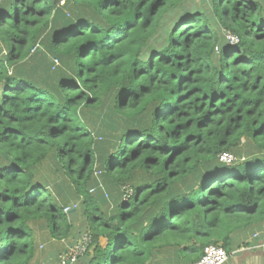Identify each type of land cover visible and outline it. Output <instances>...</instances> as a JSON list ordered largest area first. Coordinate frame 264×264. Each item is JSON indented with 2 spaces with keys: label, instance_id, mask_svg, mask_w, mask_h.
Returning <instances> with one entry per match:
<instances>
[{
  "label": "trees",
  "instance_id": "obj_1",
  "mask_svg": "<svg viewBox=\"0 0 264 264\" xmlns=\"http://www.w3.org/2000/svg\"><path fill=\"white\" fill-rule=\"evenodd\" d=\"M72 214L75 264L264 230V0H0V264H43Z\"/></svg>",
  "mask_w": 264,
  "mask_h": 264
},
{
  "label": "crops",
  "instance_id": "obj_2",
  "mask_svg": "<svg viewBox=\"0 0 264 264\" xmlns=\"http://www.w3.org/2000/svg\"><path fill=\"white\" fill-rule=\"evenodd\" d=\"M257 235V236H255ZM247 246L234 250L226 264H264V230L248 232L239 237ZM239 244V243H238ZM145 264H188L179 258L178 252L165 250Z\"/></svg>",
  "mask_w": 264,
  "mask_h": 264
},
{
  "label": "built area",
  "instance_id": "obj_3",
  "mask_svg": "<svg viewBox=\"0 0 264 264\" xmlns=\"http://www.w3.org/2000/svg\"><path fill=\"white\" fill-rule=\"evenodd\" d=\"M64 2H61L63 5ZM236 38V37H235ZM235 41H238L237 38ZM38 45L32 50L34 52ZM220 161L231 164L235 161V158L230 154H222L220 156ZM98 175V173H96ZM123 201H128L132 195L133 191L129 187L123 188ZM76 205L65 208V212H71L76 210ZM257 236V235H255ZM88 242L86 238L79 241L74 247L69 249L66 253L62 254L58 258V264H75L79 257H81L88 247ZM228 261V255L223 248L219 245H208L203 249L202 257L195 264H226Z\"/></svg>",
  "mask_w": 264,
  "mask_h": 264
},
{
  "label": "rangeland",
  "instance_id": "obj_4",
  "mask_svg": "<svg viewBox=\"0 0 264 264\" xmlns=\"http://www.w3.org/2000/svg\"><path fill=\"white\" fill-rule=\"evenodd\" d=\"M221 36L229 41L230 44L237 43V41H235V36L230 34L229 32L223 31L221 33ZM71 213L73 212L71 211ZM68 221L71 225V230L69 231L68 236L63 239L51 241V243L44 250L46 257L43 259V264H58L59 256L66 253L83 238H86L88 245L90 244L91 237L86 219L72 214L68 217Z\"/></svg>",
  "mask_w": 264,
  "mask_h": 264
},
{
  "label": "water",
  "instance_id": "obj_5",
  "mask_svg": "<svg viewBox=\"0 0 264 264\" xmlns=\"http://www.w3.org/2000/svg\"><path fill=\"white\" fill-rule=\"evenodd\" d=\"M72 212H74V210Z\"/></svg>",
  "mask_w": 264,
  "mask_h": 264
}]
</instances>
